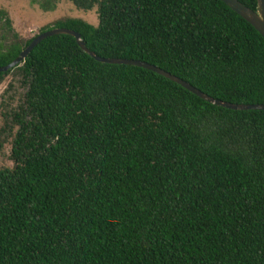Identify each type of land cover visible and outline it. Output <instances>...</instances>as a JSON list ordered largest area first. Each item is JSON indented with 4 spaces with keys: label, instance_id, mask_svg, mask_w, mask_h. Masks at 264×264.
<instances>
[{
    "label": "trees",
    "instance_id": "1",
    "mask_svg": "<svg viewBox=\"0 0 264 264\" xmlns=\"http://www.w3.org/2000/svg\"><path fill=\"white\" fill-rule=\"evenodd\" d=\"M66 1L95 8L96 26L65 18L39 33L71 30L97 57L264 105V40L221 0ZM32 38L0 10V67ZM10 74L24 93L0 130L12 162L0 169V264H264V111L96 62L67 35L40 41L0 82Z\"/></svg>",
    "mask_w": 264,
    "mask_h": 264
},
{
    "label": "rangeland",
    "instance_id": "2",
    "mask_svg": "<svg viewBox=\"0 0 264 264\" xmlns=\"http://www.w3.org/2000/svg\"><path fill=\"white\" fill-rule=\"evenodd\" d=\"M33 1L43 0H0V10H3L11 23L13 31L18 37L25 41L39 33L45 26L51 25L54 21L65 18L80 19L91 26H96L97 19L95 8L84 12L76 10L66 0H59L53 11L42 12ZM24 87L20 80L11 74L5 76L0 82V130L4 125V114L16 112L21 106V98ZM1 139L0 146V169L11 168L9 160L10 139Z\"/></svg>",
    "mask_w": 264,
    "mask_h": 264
},
{
    "label": "water",
    "instance_id": "3",
    "mask_svg": "<svg viewBox=\"0 0 264 264\" xmlns=\"http://www.w3.org/2000/svg\"><path fill=\"white\" fill-rule=\"evenodd\" d=\"M228 8H230L234 13H236L239 17H241L244 21H246L264 40V0H256V11H251L248 8L242 6L236 0H221ZM54 35H67L74 38L77 46L89 57L99 63L103 64H115V65H128L134 66L138 68L145 69L150 71L158 76H161L170 82H173L180 86L181 88L185 89L189 93L193 94L194 96L198 97L199 99L210 103L212 105L222 107L229 110L234 111H246V110H257V111H264V105H236L230 104L226 102H221L219 100L212 99L207 95L201 93L197 89L193 88L186 82L180 80L179 78L170 75L169 73L147 64L145 62L136 61V60H125V59H118V58H100L94 55L92 52L88 51L83 42L80 40L79 35L71 30L63 29V28H51L44 32L38 33L36 36L32 38V40L28 43V45L15 57L10 63L7 65L0 67V73L7 72L8 70L14 68L18 64H20L26 56L30 53V51L43 39L54 36Z\"/></svg>",
    "mask_w": 264,
    "mask_h": 264
}]
</instances>
